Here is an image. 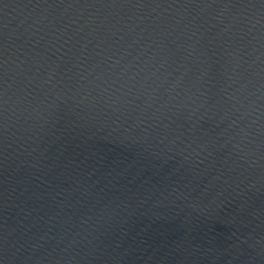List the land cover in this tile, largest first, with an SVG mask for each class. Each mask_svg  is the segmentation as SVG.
Wrapping results in <instances>:
<instances>
[{"label":"water","instance_id":"obj_1","mask_svg":"<svg viewBox=\"0 0 264 264\" xmlns=\"http://www.w3.org/2000/svg\"><path fill=\"white\" fill-rule=\"evenodd\" d=\"M38 2L0 0V264H264L259 0Z\"/></svg>","mask_w":264,"mask_h":264},{"label":"snow or ice","instance_id":"obj_2","mask_svg":"<svg viewBox=\"0 0 264 264\" xmlns=\"http://www.w3.org/2000/svg\"><path fill=\"white\" fill-rule=\"evenodd\" d=\"M65 0H43L38 2L41 4H56L63 3ZM74 3H80L81 0H73ZM85 3L90 4H145V3H182L181 0H83ZM209 4L211 7L219 5H233V7H243L252 3L245 4L243 0L235 2V0H184L182 4H189L196 6L198 4ZM260 5L264 6V0H259ZM163 46V45H162ZM59 67V65H57ZM55 71V69H53ZM51 72L49 75L51 76ZM9 103V84H8V59H7V42L3 35V30L0 29V135H4L7 128V110ZM264 159V157H262Z\"/></svg>","mask_w":264,"mask_h":264}]
</instances>
